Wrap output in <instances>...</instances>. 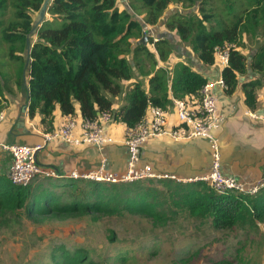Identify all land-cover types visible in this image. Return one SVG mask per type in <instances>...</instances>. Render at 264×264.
Listing matches in <instances>:
<instances>
[{"label":"trees","instance_id":"obj_1","mask_svg":"<svg viewBox=\"0 0 264 264\" xmlns=\"http://www.w3.org/2000/svg\"><path fill=\"white\" fill-rule=\"evenodd\" d=\"M45 1L0 0V17L8 3L14 11V19L1 34L10 45V59L26 66L28 116H40L45 133L57 129V109L63 117L75 116L76 104L81 118L98 119L110 112L114 121L133 128L143 121L149 106L168 110L172 97L199 100L204 85L212 83L202 73L182 61L172 70L159 68L160 59L147 45L134 46L132 42L142 38L147 26L160 25L173 4H182L187 13H169L163 24L170 33L156 42L159 49L167 46L173 50L179 42L177 36L190 45L201 64L210 67L218 63L216 48L234 46L230 63L222 72L229 95L240 87L241 77L249 72L264 73V43L250 61L240 50L244 35L256 36L264 29V0H219L223 3L220 12L215 0H125L129 9L120 0H53L47 10L49 18L34 26V15L41 12ZM197 5L199 14L193 10ZM127 55L142 77L129 90L124 89V83L135 76ZM19 74L17 84L21 87L23 68ZM252 78L241 90L247 106L255 110L256 90L263 81ZM143 79L148 81V89ZM120 97L125 105L114 110ZM2 103L0 99V113ZM43 181L49 182V187H44ZM181 215L209 223L216 230H255L264 224V188L256 195H219L205 182L157 178L117 184L49 179L17 187L5 173L0 174V224L7 223L10 216L14 220L89 217L95 223L138 216L151 220L155 227H167ZM115 238V232L109 231V240ZM51 260L52 264H98L87 250L71 251L64 246L52 251Z\"/></svg>","mask_w":264,"mask_h":264},{"label":"rangeland","instance_id":"obj_2","mask_svg":"<svg viewBox=\"0 0 264 264\" xmlns=\"http://www.w3.org/2000/svg\"><path fill=\"white\" fill-rule=\"evenodd\" d=\"M120 1L121 5L129 9L125 0ZM215 1L220 12L223 3ZM199 9V5L193 8L197 14ZM169 11L162 22L166 21L171 11L187 13L179 3L171 5ZM40 15V12L34 15V26L41 24ZM12 19L14 11L8 3L7 9L0 17V22L3 23L0 26L2 97L5 93H11V88L15 90V87L16 91L24 93L26 86V66L10 59V45L2 39V29ZM158 27L160 29L164 24L146 29L149 31L146 45L160 59L159 65L172 70L176 59H182V50H190L191 47L174 36L178 39L180 48H177L176 43L173 50L167 46H161L159 49L156 42L160 36L156 35L155 30ZM162 32L159 30L158 34L168 36L170 33L167 30ZM142 38L139 41L133 39V45L136 46ZM263 43L264 29L260 28L256 36L244 35L240 50L250 61ZM127 57L134 67L133 58L130 55ZM20 68H23L21 87L17 84ZM260 75L263 76V81L264 73ZM134 76L135 81L142 79L135 67ZM133 82L134 80L130 81V84L125 82L124 89L129 90ZM142 82L145 86L147 80ZM258 89L264 91V83ZM43 182L44 187H49V182ZM80 187H83V184H80ZM109 231L115 232L114 241L109 240ZM60 246L71 251L85 249L98 264H213L220 261L228 264H264V224L249 231L216 230L209 223H200L187 215L179 216L167 227H155L151 220L138 216L107 218L96 223L89 217L67 220L18 217V220H14L13 216H10L7 223L0 224V264H52L51 253Z\"/></svg>","mask_w":264,"mask_h":264},{"label":"crops","instance_id":"obj_3","mask_svg":"<svg viewBox=\"0 0 264 264\" xmlns=\"http://www.w3.org/2000/svg\"><path fill=\"white\" fill-rule=\"evenodd\" d=\"M163 22L161 21L160 25ZM164 27L155 29L156 35L161 37L162 34H158V31L165 32ZM147 28L151 27L147 26ZM150 32L153 31L150 30ZM181 58H177L175 64L181 61L190 64L209 82L217 83L222 79L223 69L219 63L210 67L204 66L196 59L191 49L182 50ZM253 76L254 78H252ZM259 77L262 79V75L255 72H249L248 76L241 77L240 87L232 95L227 94L226 90L218 85L213 89L217 97L218 110L225 119L218 132L223 156L222 172L227 176L238 178L247 187L264 181V124L254 121L246 115V111L252 109L245 102L241 85L249 81L250 78ZM133 80L135 81V78ZM126 83L130 84V82ZM26 87L27 85L24 93H19L15 87V90L11 88V93H5L3 97L0 96L4 107L1 112L5 113V119L0 124V143L2 144L38 146L44 142L46 133L40 124L41 117L30 119L28 116L29 95L26 92ZM145 88H149L148 81ZM256 95L257 107L252 111L264 113V91L257 89ZM124 105L125 101L123 97H120L115 100L113 108L118 110ZM76 109L75 116L81 117L78 104H76ZM170 115L174 117L173 111ZM173 117L169 128H174L176 125ZM65 118L57 109L54 127L58 128ZM104 128L106 133L114 139L113 144L99 149L91 144L73 146L55 140L38 152V163L43 167L57 170L63 175H69L74 170L90 173L100 168L115 175H122L126 171L128 158V151L124 144L127 127L113 120ZM141 158V166H149L156 176L190 180L202 177L209 172L211 152L209 142L202 138L174 141L168 136H162L151 138L143 145ZM11 165V155L0 149L1 173H5L9 177Z\"/></svg>","mask_w":264,"mask_h":264},{"label":"built area","instance_id":"obj_4","mask_svg":"<svg viewBox=\"0 0 264 264\" xmlns=\"http://www.w3.org/2000/svg\"><path fill=\"white\" fill-rule=\"evenodd\" d=\"M234 46L227 45L216 48V57L223 69L230 63V53ZM161 66V65H160ZM162 67V66H161ZM226 88L223 79L217 83H207L200 91L199 100H180L172 97L173 105L168 110L161 107L149 106L143 121L133 128H127L124 144L128 151L126 171L122 175L106 172L104 168L90 173L77 170L69 175H63L57 170L41 166L37 161V154L49 143L60 140L69 145L82 146L91 144L99 149L115 141L110 137L104 126L113 122L110 112H104L98 119L67 116L64 122L53 132L46 133L44 142L38 146L2 144L0 149L8 152L12 158L9 179L14 186L27 187L33 182L41 180H92L105 183H134L145 179H174L180 183L205 182L219 195L230 193L256 195L264 187V181L247 187L234 176H227L222 172V148L218 132L224 123V116L217 106L214 87ZM173 111L174 117L171 116ZM246 115L264 124V113L247 110ZM176 125L169 128L171 118ZM5 119V113H0V124ZM168 136L174 141L202 138L209 142L211 163L209 172L199 178L179 180L170 176H156L149 166H141V151L143 145L151 138ZM1 174V171H0Z\"/></svg>","mask_w":264,"mask_h":264},{"label":"water","instance_id":"obj_5","mask_svg":"<svg viewBox=\"0 0 264 264\" xmlns=\"http://www.w3.org/2000/svg\"><path fill=\"white\" fill-rule=\"evenodd\" d=\"M53 0H46L44 5H43V8L41 10V22H43L46 18V15H47V10H48V7L51 5ZM146 27V26H145ZM147 34H148V31L146 30L145 28V31H144V35H143V38L142 40L139 42L140 45H146L147 44V41H148V37H147ZM30 54V51H28V56Z\"/></svg>","mask_w":264,"mask_h":264}]
</instances>
